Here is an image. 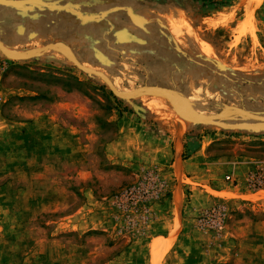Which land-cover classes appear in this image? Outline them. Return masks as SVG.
I'll return each instance as SVG.
<instances>
[{"label": "rangeland", "instance_id": "374dc122", "mask_svg": "<svg viewBox=\"0 0 264 264\" xmlns=\"http://www.w3.org/2000/svg\"><path fill=\"white\" fill-rule=\"evenodd\" d=\"M33 5L0 20L9 49L62 42L121 92L264 117V0ZM182 121L58 50L0 51V264H264V123Z\"/></svg>", "mask_w": 264, "mask_h": 264}, {"label": "water", "instance_id": "95a60500", "mask_svg": "<svg viewBox=\"0 0 264 264\" xmlns=\"http://www.w3.org/2000/svg\"><path fill=\"white\" fill-rule=\"evenodd\" d=\"M41 5L47 8H56L52 6L50 3L44 1V0H0V5L1 6H7V7H12V8H23L26 5ZM3 43L0 41V51L3 52L5 56L9 58L12 57L11 59H32L40 56L44 52H48L51 50H58L62 52L79 70H81L84 73L98 76L101 78L107 86L111 89V91L118 97L124 100H131L133 98L139 97V96H153V95H159V94H165L170 97H175L177 100L182 102L184 107L191 112L190 104L189 101L186 97L180 95L176 91L165 88V87H159V86H147V87H141L138 88L134 91H128V92H120L112 83V81L106 76L103 72L97 71L93 68L84 66L78 58L74 55V53L71 51V49L66 45L65 43L62 42H55L48 44L46 46H43L42 48L34 49L29 52H21L17 54H12L9 53L5 50L4 46L2 45ZM229 114H237L240 116H244L253 120L261 121L264 123V117L250 113L244 109L234 107V106H228L225 109H223L220 113L215 114V115H200L198 113H195V116L197 118L198 122L202 123H214L219 120H222L226 118Z\"/></svg>", "mask_w": 264, "mask_h": 264}, {"label": "bare ground", "instance_id": "6f19581e", "mask_svg": "<svg viewBox=\"0 0 264 264\" xmlns=\"http://www.w3.org/2000/svg\"><path fill=\"white\" fill-rule=\"evenodd\" d=\"M249 11V10H248ZM251 12V11H250ZM253 13V12H251ZM250 13V14H251ZM5 48V50L9 53H12V54H17V53H20L18 51H13L12 49H9L8 47H6L4 44H2ZM2 52V51H1ZM3 53V52H2ZM10 57V56H9ZM12 58V57H10ZM121 92V91H120ZM158 97L160 98H163L165 100H169L172 102L173 105H175L178 109H179V112H180V116L183 117V121L181 123V127L180 129L182 130H186V129H189L192 127V125L195 124V122L197 121V118L195 116V113H198L200 114L197 109L191 104V102L189 101V104H190V108H191V112H189L185 107L184 105L182 104V102H180L179 100H177V98L175 97H170L168 95H165V94H159ZM202 115V114H200ZM207 116V115H206Z\"/></svg>", "mask_w": 264, "mask_h": 264}, {"label": "crops", "instance_id": "0c3cea01", "mask_svg": "<svg viewBox=\"0 0 264 264\" xmlns=\"http://www.w3.org/2000/svg\"><path fill=\"white\" fill-rule=\"evenodd\" d=\"M44 1H46V2H48V3H50V4H58V3H60L62 0H44ZM32 8H36V7H39V6H35V5H33V6H31ZM13 9L14 8H10V7H7V6H1L0 5V20H3L4 18H6V17H9V13H11L10 14V16L12 17V19H13V14H12V11H13ZM16 13V12H15ZM16 14H14V16H15ZM16 16H18V14L16 15ZM15 16V17H16ZM14 17V18H15ZM183 150H184V147H183V145H181V147H180V153L182 154L183 153ZM176 154V153H175ZM174 156V152H173V149H172V147L171 146H168V149L166 150V158H165V160H163V164H165V165H168L169 163H170V161H171V158Z\"/></svg>", "mask_w": 264, "mask_h": 264}, {"label": "trees", "instance_id": "16d2710c", "mask_svg": "<svg viewBox=\"0 0 264 264\" xmlns=\"http://www.w3.org/2000/svg\"><path fill=\"white\" fill-rule=\"evenodd\" d=\"M201 1H206V2H209V3H213V0H201Z\"/></svg>", "mask_w": 264, "mask_h": 264}, {"label": "built area", "instance_id": "2783aa9c", "mask_svg": "<svg viewBox=\"0 0 264 264\" xmlns=\"http://www.w3.org/2000/svg\"><path fill=\"white\" fill-rule=\"evenodd\" d=\"M227 179H228V180H232V181H234V180L231 178V176H227Z\"/></svg>", "mask_w": 264, "mask_h": 264}]
</instances>
